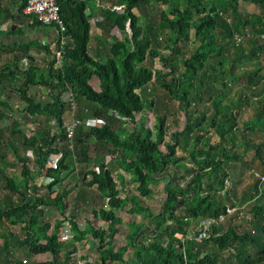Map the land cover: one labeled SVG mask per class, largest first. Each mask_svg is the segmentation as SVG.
<instances>
[{"label": "trees", "instance_id": "obj_1", "mask_svg": "<svg viewBox=\"0 0 264 264\" xmlns=\"http://www.w3.org/2000/svg\"><path fill=\"white\" fill-rule=\"evenodd\" d=\"M56 2L64 30L56 27L53 50L44 47L47 64L30 65L21 76L9 66L0 67V122H7L0 129V264L27 263L18 253L26 259L51 258L33 264H71L73 258L84 264H232L203 251L208 244L231 257L233 252L239 264H264V203L256 201L264 196V185L257 178L251 192L237 201L224 184L230 179L225 160L238 158L240 137L264 164V142L253 146L250 138L255 122L264 127V0H98L95 14L100 19L93 29L94 15L85 14V2ZM243 4L261 13H245ZM237 36L243 37L240 44ZM92 38L95 49L90 53ZM255 58L259 67L248 70L246 64ZM93 78L98 90L90 85ZM30 87L47 91V100L28 95ZM164 90L185 114L182 130L170 134L157 102ZM9 92L23 104L20 114L42 120L30 138L22 130L25 121L12 117ZM251 100L259 108L249 112L254 123L243 125L241 109ZM73 103L81 125L70 142L65 123ZM150 114L153 124L148 127ZM207 119L219 137L215 145L201 142L204 132L198 128ZM3 131L10 133L9 140H1ZM192 135L188 155L178 156V138ZM16 138L21 147L13 144ZM20 148L31 152L33 160L21 157ZM52 156L59 160L50 168ZM15 164L21 165V177L3 169ZM80 165L86 167L83 175ZM78 175L83 178L74 183ZM39 179L45 184L37 185ZM160 184L164 201L155 212L147 202L151 187ZM43 190L45 195L37 194ZM251 200L244 216L251 230L239 234L229 225L222 232L218 218ZM96 201L103 207L91 211L88 226L81 225L77 212L98 206ZM128 206L134 219L123 234L126 244L115 251L114 237L123 223L119 213ZM68 211L71 217L65 216ZM48 219H55L51 226ZM207 220L216 221L209 237L197 240L200 223ZM95 221L107 227L97 228ZM8 224L19 226L23 238L12 234ZM65 225L74 238L63 242ZM82 246L97 250V260L85 250L79 253ZM248 247H254V255L244 253Z\"/></svg>", "mask_w": 264, "mask_h": 264}, {"label": "rangeland", "instance_id": "obj_2", "mask_svg": "<svg viewBox=\"0 0 264 264\" xmlns=\"http://www.w3.org/2000/svg\"><path fill=\"white\" fill-rule=\"evenodd\" d=\"M86 4H87L88 8L93 9V7H89L90 3H88V1L85 2V7H86ZM241 11H244L245 13L249 12V11L255 12L257 14L261 13V9H259L258 7L254 6V5H245V4H243L241 6ZM87 15H89V13ZM92 33L96 34L94 30ZM113 35L116 37H119V34L116 30H113ZM53 42H54V40H53ZM94 46H95V40L92 38V43L89 46V52L90 53L94 52V48H95ZM261 61L264 62V53L261 54ZM259 62H260V60L258 61V59L255 58L252 62L246 64L247 65L246 68L248 70H253V69H255L254 67H257V64ZM24 68H25V66H24ZM90 85L92 86V88L97 89L98 80L96 78H93L90 81ZM31 89L33 90V87H30L28 95L31 94L30 93ZM43 92H45V91H43ZM164 94L165 95L167 94L166 90L159 92V95H158L159 98H158L157 102H158L159 113H166V115H167V127H166L167 128V134L172 133L174 130L175 131H181L182 127H183V120L185 118V114L184 115H183V113L180 114V112L178 111V109L176 107L177 104L175 103V101L174 100L170 101L168 94H167V96H165ZM8 96L10 97V102H12L13 100H16V99L19 100V98L14 96L11 92L8 93ZM11 97H12V99H11ZM65 97L68 98L69 94H66ZM44 100H46V99H44ZM253 102H255V100H253ZM22 111L20 109H15V111H14L15 114H13L12 117H14L15 120H21L22 119V121H25V123L21 122L22 130H24L23 131L24 135L27 138H30L32 133L37 129V125H41L42 120L39 118H36V120L26 118L24 114H20ZM208 111H211L210 107H208ZM197 115H198V113H197ZM152 117L153 116L150 114L148 127H150L153 124V118ZM69 119H70V116H69ZM69 119H67V121ZM242 121H243V125H245V124H249L250 122H253L254 118H249V119L242 120ZM4 125H7L4 121L0 122V128H2ZM253 126H254V128H257V129L255 132H253L250 135L252 145L253 146H259L260 144H263L262 142H264V127H263V124L261 121L255 122ZM198 129H201L204 132L203 133V139L201 141L202 143H204L205 140H207L206 143H208L209 145H215V143H218L219 137H218V134L216 132V128H212L209 125V119H207V122L204 123L203 125H201ZM259 129L262 132H260ZM171 130H173V131H171ZM239 130H240L238 132L239 135H242L243 133H242L241 129H239ZM244 135L247 136L246 134H244ZM9 136H10L9 132L3 131V136L1 135V138H2L1 140L7 141ZM191 138H193V135L191 137L182 136V137L178 138L179 145L176 149L178 156H185L186 157L188 155L189 150L191 148V142H192ZM250 138H248V139H250ZM239 140L241 142L237 143V145L235 147V149H237L236 152L238 154V158L237 159L229 158L228 160H225L224 168H226V170L228 171V173L230 175V179H228V181H226L224 184H225V188L227 190H229L228 192H229L230 196H232V197L235 196L237 198V201H242L243 197L246 194L251 192V187H252L254 181L257 178H260V176L264 175V164H263L262 160L257 157L256 149H254L253 147H249V148L245 147L243 144L244 142L241 139V137ZM227 147H230V146H227ZM91 155H94V153L92 152ZM28 156H29V154H28ZM263 157H264V147H263ZM107 163L112 164V161L110 159H108ZM18 165L19 164L13 165L15 171H18L17 170ZM181 167H184V166H181ZM79 171L83 175L86 172L85 165H80ZM179 173L182 174L183 171L180 170ZM18 177H21V173L18 175ZM82 178H83L82 176L81 177L80 176L79 177L74 176L72 178V181L75 183L77 180L81 181ZM43 182H44V179L43 180L39 179V180H37L36 184L38 185V183H39V185H40ZM44 184H45V182L42 185H44ZM261 185H264V183H262ZM151 188H152L153 194H152L151 199L147 202V204L151 209H153L155 212H157L161 208L163 201H164V194L162 191L163 185L160 184L157 187H151ZM45 193L46 192L43 190L42 192L39 191L37 194L40 196H43V195H45ZM90 193H92V195H94L96 193V188L92 189L90 191ZM91 197H93V196H91ZM254 200H256V199H254ZM254 200H251V203L248 202L245 205H242L241 207H239V210L234 209V210L230 211V213H228V215H230V216H226V217L223 216L221 219L219 217L218 218L219 224H217V225L219 226V228H221L222 232H224L229 227V225H231L234 229H236V232L239 234L244 233V232H248L249 230H251L252 224L249 221H245L244 216L248 214L249 209H250L249 206H250V204L253 203ZM258 200H261V202L264 203V196L261 195V197L257 198L256 201H258ZM96 202H98L97 203L98 206H95V205L90 206L89 205V208L87 207V209H81V211H82L81 215L79 212L80 210L77 212V215H79V217H80V221H79L80 224H82L84 226H86V225L88 226L87 222H90L89 220H92V218H91L92 212L91 211L94 209L98 210L101 207H103V205L101 206V202H99V201H96ZM261 202L259 201V203H261ZM73 205L71 202L72 207H73ZM72 207L70 208V210L72 209ZM131 208H132V206H128L124 211L119 213V217L122 219L123 223L119 227L121 233L116 234L114 237L113 249L115 251L126 244V241L124 240L123 234H126L127 231L129 230L128 222L133 221V219H134L132 217V215L130 213H128ZM53 215H54V218L57 219V216L55 214H53ZM65 216L71 217V212L70 211L66 212ZM55 219H48L47 223L51 226ZM136 220L141 221V222L145 221L142 217H137ZM145 222H147V221H145ZM91 223H93V222L91 221ZM260 223L264 224V221H260ZM93 225H95V227H97V228H101V227L106 228L107 227V225L103 221H95V224H93ZM6 228H8V230H11L12 234H14V235L16 234L18 237L23 238L22 233H21V229L19 226L12 227L8 224ZM6 228L1 227L2 232H5ZM1 242L2 241L0 240V243ZM98 243L95 242L96 246ZM100 243H101V240H100ZM83 250H85L87 253H89V249H87V247H83V246L79 249V251H80L79 253H84ZM202 250L205 252H208L210 254H215L218 257H222L224 259H229L232 264H239V261L236 260L235 256H233V252H232V257H231L230 255H228V252H226V251L225 252H219L217 247L212 245V244H208L206 246H203ZM253 250H254V247H248L244 253L248 254L247 252H249L250 254L254 255L252 253ZM90 253H91L90 257H92L93 260H97V258L99 257V253H97V250L91 249ZM18 254H19L18 258H20L22 261L27 260V263H25V264H33L32 261L36 260V257H34L33 259H31L32 257L26 259L25 255L21 256L20 253H18ZM37 257H38V260H41V261L51 259L49 255L37 256ZM127 258H128V256L125 255L124 259H127ZM73 260H74V262L71 261L72 262L71 264L80 263L75 258H73ZM111 264H121V263H111Z\"/></svg>", "mask_w": 264, "mask_h": 264}, {"label": "crops", "instance_id": "obj_3", "mask_svg": "<svg viewBox=\"0 0 264 264\" xmlns=\"http://www.w3.org/2000/svg\"><path fill=\"white\" fill-rule=\"evenodd\" d=\"M24 1L25 0H0V67L6 68L9 66L11 70L12 69L15 70L16 76H21V73L27 70L30 67V65L44 66L47 64L48 59L44 51V47L49 46L52 48V50L54 49L53 40L55 39L56 30H57L56 27L43 28L34 24L35 21L24 14L23 11ZM93 1H96V3L94 4ZM88 3H90L89 7H93V9L88 8L86 4L87 8L85 9V14L87 15L89 13V16L94 15V18L91 21L92 23L91 26L93 29L95 27V20L98 21L100 19L94 13L96 11L95 5L99 4V2L98 0H88ZM95 31L98 33V29L95 28ZM24 46H30V47L24 48ZM29 58H32L35 61L36 65L33 64L32 61H29ZM258 67L259 64H257V68ZM95 90H98V86L97 89ZM43 91H44L43 89L33 87V90L31 89L30 93L32 95L35 94L37 100L41 102L44 99L47 100L48 97V92L47 91L43 92ZM256 99L257 98H255V100ZM10 105L13 109V112L15 111V109H20L21 111L24 109L23 104L18 99L10 102ZM257 108H259V104L251 100L250 106L241 109L242 112H244L245 114L242 115V120L254 118L255 116H253L252 113L249 112H251V110H254V112H256ZM67 117H68L67 119H69V115H67ZM5 123L7 124V122ZM5 126L6 125H4L3 127ZM3 127L0 129H3ZM11 140H14L13 142L15 143L13 144L15 146L21 147L20 140H18L17 138L16 140L15 139H11ZM18 151L21 157L23 156L30 157V159L33 160L31 152L27 151L26 153L22 151L21 148L18 149ZM20 166L17 167L18 171L14 170L13 165H10L9 167L6 168L3 166V169L10 176L12 174L18 176L20 174L19 172ZM29 168L31 169L32 172L37 171L36 167L31 166ZM43 183H41L40 185H42ZM5 193L6 192H4V194ZM87 249H89V254H91L90 253L91 248L87 246ZM39 256H47V255H39ZM49 260L41 261L38 260V257L36 256V261L39 262H48Z\"/></svg>", "mask_w": 264, "mask_h": 264}, {"label": "built area", "instance_id": "obj_4", "mask_svg": "<svg viewBox=\"0 0 264 264\" xmlns=\"http://www.w3.org/2000/svg\"><path fill=\"white\" fill-rule=\"evenodd\" d=\"M82 2H86V0H80ZM24 14L27 17L33 19L37 24L44 27H58L62 32L64 30L63 21L60 17L59 6L56 0H27L25 6L23 7ZM264 39V36H263ZM237 44H240L243 41L242 37H236ZM61 53H58V57L60 58ZM77 105L75 103L72 104L71 110H69L70 119L65 123V131L67 135V139L72 142L74 139L78 128L81 125V120L76 116ZM98 127H102L103 123L100 121L95 122ZM59 157L52 156L48 160V166L53 168L57 165ZM261 184L264 183V176H260ZM231 210H227V213H230ZM223 216H220V219ZM216 221L207 220L202 221L200 226L202 228L201 232L196 236L197 240L208 238V230L212 223ZM69 227L65 225L60 234V241L66 242L74 238L73 233H71ZM80 262V261H78ZM78 264H84L82 262Z\"/></svg>", "mask_w": 264, "mask_h": 264}, {"label": "clouds", "instance_id": "obj_5", "mask_svg": "<svg viewBox=\"0 0 264 264\" xmlns=\"http://www.w3.org/2000/svg\"><path fill=\"white\" fill-rule=\"evenodd\" d=\"M87 1V0H86ZM260 182H261V180H260Z\"/></svg>", "mask_w": 264, "mask_h": 264}]
</instances>
